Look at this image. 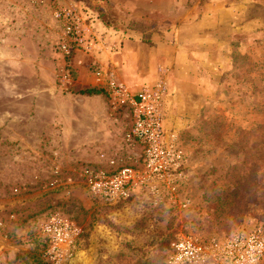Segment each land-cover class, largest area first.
Wrapping results in <instances>:
<instances>
[{
  "label": "rangeland",
  "instance_id": "374dc122",
  "mask_svg": "<svg viewBox=\"0 0 264 264\" xmlns=\"http://www.w3.org/2000/svg\"><path fill=\"white\" fill-rule=\"evenodd\" d=\"M144 89L184 180L103 205L91 177L143 171ZM53 220L77 230L57 264H165L183 236L264 230V0H0V264H56Z\"/></svg>",
  "mask_w": 264,
  "mask_h": 264
},
{
  "label": "built area",
  "instance_id": "2783aa9c",
  "mask_svg": "<svg viewBox=\"0 0 264 264\" xmlns=\"http://www.w3.org/2000/svg\"><path fill=\"white\" fill-rule=\"evenodd\" d=\"M162 95L160 89H144L130 97L131 133L142 147L143 171L123 167L91 177L87 189L101 204L125 201L137 187L153 181L176 191L184 180V152L178 139L165 131ZM40 232L47 243L50 262L57 264L59 259L69 256L77 236L72 225L53 220L41 226ZM164 261L166 264H264V230H241L207 243L183 236L169 244Z\"/></svg>",
  "mask_w": 264,
  "mask_h": 264
},
{
  "label": "trees",
  "instance_id": "16d2710c",
  "mask_svg": "<svg viewBox=\"0 0 264 264\" xmlns=\"http://www.w3.org/2000/svg\"><path fill=\"white\" fill-rule=\"evenodd\" d=\"M99 16V15H98ZM87 94L89 95H99L101 94V91L100 90H95V89H92V90H89L88 92H86ZM166 264V263H165Z\"/></svg>",
  "mask_w": 264,
  "mask_h": 264
}]
</instances>
